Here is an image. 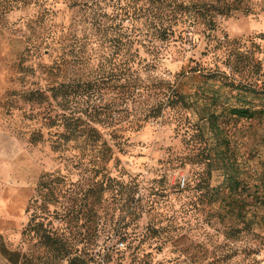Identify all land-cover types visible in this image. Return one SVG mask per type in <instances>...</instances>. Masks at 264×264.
Returning a JSON list of instances; mask_svg holds the SVG:
<instances>
[{"label": "rangeland", "instance_id": "374dc122", "mask_svg": "<svg viewBox=\"0 0 264 264\" xmlns=\"http://www.w3.org/2000/svg\"><path fill=\"white\" fill-rule=\"evenodd\" d=\"M43 14L47 19L41 20ZM79 17L64 0H0V264L57 261L37 238L23 235L40 180L45 183L40 221L71 244L77 255L72 264L104 259L109 264H264V68L250 72L255 83L242 84L257 94L220 89L201 69L229 74L233 67L240 84L238 76L249 71L238 53L253 49V40L263 42L264 10L219 16L212 35L216 41L227 37L222 45L210 51L202 36L184 57H171L166 69L173 75L186 71L178 89L203 92L200 107L182 119L169 116L161 127L139 128L130 116L118 132L122 147L112 146L114 157L105 165L96 157L98 143L72 139L54 149L64 131L55 119L60 98L26 99L30 90L56 84V77L44 72L61 56L57 35L47 42L48 33ZM97 102L105 103V95ZM228 106L262 111L235 118ZM209 109L218 116L214 123L206 119ZM187 130L197 134L202 147L187 143ZM223 138L228 144L216 146L222 154L209 166L203 147ZM222 158L227 168H220ZM228 173L242 183L237 201L223 198ZM51 190L54 197H44Z\"/></svg>", "mask_w": 264, "mask_h": 264}, {"label": "trees", "instance_id": "16d2710c", "mask_svg": "<svg viewBox=\"0 0 264 264\" xmlns=\"http://www.w3.org/2000/svg\"><path fill=\"white\" fill-rule=\"evenodd\" d=\"M64 2L76 9L80 17L70 24H61L57 33L49 32L46 38L47 42L54 35L59 39V60L44 66L47 76L56 77V84L32 89L27 93L26 99L44 103L48 99L60 98L57 103L61 112L55 119H60L64 131L59 136L62 140L54 142V149L60 148L63 141L72 139L86 144L98 143L102 149L96 157L104 165L114 157L112 146L122 147L123 135L118 132L123 127L121 122L130 116L136 118L132 122L135 121V126L139 128L157 124L161 127L167 124L169 116L175 115L182 119L187 110H198L200 107L203 92L184 93L178 89V80L186 76V71L182 69L173 75L166 69L171 57H184L188 45L196 47L202 36L210 51L222 45L227 37L223 41H216L212 35L217 29L219 16L238 12L250 14L258 8L259 11L264 10V5L256 4V0ZM261 2L264 3V0ZM45 16L43 14L41 20L47 19ZM260 38L262 43L252 42L255 49L246 48L238 53L240 60L247 63L244 68L249 71L247 76H238L241 78L240 84L236 83L238 78L233 67L229 74L203 67L201 69L206 71L205 78L213 80L220 89L259 93L252 85L244 87L242 84L249 81L250 72H261L264 68V35L261 34ZM95 52L99 53V58H96ZM197 69L198 66L191 68L194 71ZM255 82L256 80H252L248 83ZM241 86L244 88L241 89ZM104 95L106 102L99 104L97 98ZM215 110L209 109L207 112L206 119L210 122L218 117ZM226 110L235 118H254L262 111L246 106H228ZM217 127L219 128L217 123L212 127V130L216 129V133ZM195 131L200 135L198 130ZM183 134L187 143H192L194 148L202 147L201 142L196 140L197 134L188 130ZM39 140L41 138H32V142ZM215 143L214 145L213 141L207 140L203 147V150H207L209 166L214 163V158L222 154L216 146L228 144L224 138ZM221 162L223 165L220 168L229 166L223 158ZM102 169L104 167L98 168L95 175L99 176ZM241 184L235 173H228L223 184L226 197H221H231L237 201V197L241 195ZM44 185L40 180L37 186L38 197L23 235L37 238L51 249L53 258L58 262L52 264H63L65 260L72 264L77 255H73L71 244L67 245L56 231L44 229L43 222L40 221L43 202L39 200V196L42 195ZM51 196L54 197L53 190L44 197L52 199ZM99 263L109 264V261L104 259L99 260Z\"/></svg>", "mask_w": 264, "mask_h": 264}]
</instances>
